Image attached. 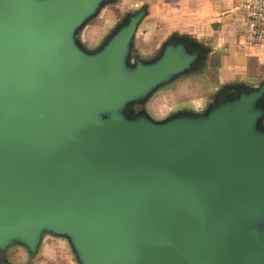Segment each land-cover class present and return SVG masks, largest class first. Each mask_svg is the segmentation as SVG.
<instances>
[{
  "label": "water",
  "instance_id": "1",
  "mask_svg": "<svg viewBox=\"0 0 264 264\" xmlns=\"http://www.w3.org/2000/svg\"><path fill=\"white\" fill-rule=\"evenodd\" d=\"M116 1L0 0V264L46 235L79 264H264V80L200 114L136 111L211 49L135 56L147 7L87 48Z\"/></svg>",
  "mask_w": 264,
  "mask_h": 264
},
{
  "label": "rangeland",
  "instance_id": "2",
  "mask_svg": "<svg viewBox=\"0 0 264 264\" xmlns=\"http://www.w3.org/2000/svg\"><path fill=\"white\" fill-rule=\"evenodd\" d=\"M206 2H208L206 10H210L211 15L207 12L206 20L200 21L198 17L183 15V11L186 10L191 11L190 15H194L201 7L193 1L189 2L188 8L183 9L180 0H117L104 6L99 15L83 28L80 39L87 48H96L131 13L143 7H147L148 15L139 27L135 56L143 59L154 57L172 35L185 36L194 42L208 46L212 52V43H209L207 39L202 40L201 35L205 33L206 37L215 35L220 48L214 50L216 58L208 55L200 66L152 96L145 107L140 105L136 108V111L145 110L156 120H164L179 111L200 114L205 112L214 101L220 99V95L212 92L215 88L234 83L256 88L264 80V49L261 50L262 52L250 51L251 54L244 60L238 58L239 56L230 55L229 40L233 34L237 33L236 24L244 22L242 15L234 10V5L229 14L222 15L223 12H227L230 0H224L225 5H221L222 8L218 0H206ZM198 13L201 12L198 11ZM223 17L224 19L218 20ZM224 25L226 26L223 30ZM152 36L156 38L151 39ZM148 41L152 42L148 44ZM144 49H150V52H143ZM192 90L195 92H191ZM184 99L198 101L195 106H192L194 108H179L175 112H170ZM181 104L185 105V103ZM1 257L9 264H79L69 241L52 235L44 237L35 255L30 254L25 247L16 244L9 247Z\"/></svg>",
  "mask_w": 264,
  "mask_h": 264
},
{
  "label": "crops",
  "instance_id": "3",
  "mask_svg": "<svg viewBox=\"0 0 264 264\" xmlns=\"http://www.w3.org/2000/svg\"><path fill=\"white\" fill-rule=\"evenodd\" d=\"M180 1H182V5H183V9H185V8H188V6L190 5L189 4V2H191V1H193L194 3H196V4H198V5H200L201 7H199V9H198V11L199 12H201V13H198V11L197 12H195L194 13V15L192 14V15H190L191 14V11L189 12V10H186V11H183V15H187V16H191V17H193V16H195V17H198V19H200V21L201 20H203V21H205L206 20V17H207V12H209L208 13V15H211V11L210 10H206V4H208V2H206V0H180ZM219 2H220V7L222 8V6L221 5H225L224 4V0H218ZM186 6V7H185ZM226 8V7H225ZM230 8V9H229ZM229 8H227V12H223L222 13V15H225L226 13L227 14H229L230 13V11H232V9H233V0H230V6H229ZM182 9V10H183ZM196 10V9H195ZM200 14V15H199ZM231 17V16H230ZM205 19V20H204ZM221 19H224V17L223 18H220V19H218V20H221ZM237 25V27L235 26V28L237 29L236 31H237V33H235V34H233L232 36H231V38H230V43H231V45L229 46V49H230V55H233V56H239L238 58H240L241 60L243 59L244 60V58L245 57H247V55H249V54H251V52L250 51H253V52H256V51H261L262 50V48H260V47H257V46H252V45H250L249 43H248V38H247V36H248V34H247V29H246V27L244 26V24L243 23H237L236 24ZM225 26L226 25H224V27H223V30L225 29ZM158 37V36H157ZM201 37H202V40H205L206 41V39L208 40V42L209 43H212V46L211 47H213L212 49V52L210 53V55L209 56H213L214 58H216L215 57V54L216 53H214L215 51L214 50H219L220 48L218 47V44H217V41H216V39H215V35H209V37H206V33L205 34H202L201 35ZM154 38H156V36H152V38L151 39H154ZM153 41V40H152ZM151 41V42H152ZM149 42L150 41H148V44H149ZM150 42V43H151ZM211 49V48H210ZM228 49V50H229ZM242 49V50H241ZM150 49H144V50H142L143 52H150L149 51ZM242 52V53H241ZM262 52V51H261ZM217 56H219V55H217ZM223 85H225V84H223ZM229 85H232V84H229ZM216 90H217V88H215V90H213L212 92H216ZM191 92H195L194 90H192ZM188 93H190V92H188ZM188 95V94H187ZM196 101H198L197 99H192V100H183V102H180V103H178L177 104V106L172 110V111H170V112H175V111H177V110H179V108H188V109H191V108H194V107H192V106H195V104L197 103ZM181 103H185V105L184 106H182V104Z\"/></svg>",
  "mask_w": 264,
  "mask_h": 264
},
{
  "label": "built area",
  "instance_id": "4",
  "mask_svg": "<svg viewBox=\"0 0 264 264\" xmlns=\"http://www.w3.org/2000/svg\"><path fill=\"white\" fill-rule=\"evenodd\" d=\"M233 5L244 19L248 43L264 49V0H233Z\"/></svg>",
  "mask_w": 264,
  "mask_h": 264
},
{
  "label": "flooded vegetation",
  "instance_id": "5",
  "mask_svg": "<svg viewBox=\"0 0 264 264\" xmlns=\"http://www.w3.org/2000/svg\"><path fill=\"white\" fill-rule=\"evenodd\" d=\"M218 100H221V98H220V99H218Z\"/></svg>",
  "mask_w": 264,
  "mask_h": 264
}]
</instances>
